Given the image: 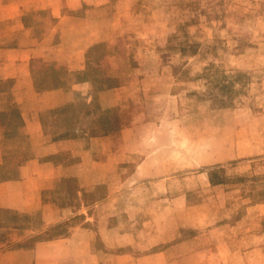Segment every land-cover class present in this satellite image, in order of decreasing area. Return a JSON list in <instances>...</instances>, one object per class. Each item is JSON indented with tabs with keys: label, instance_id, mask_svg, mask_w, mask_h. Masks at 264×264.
I'll list each match as a JSON object with an SVG mask.
<instances>
[{
	"label": "crops",
	"instance_id": "0c3cea01",
	"mask_svg": "<svg viewBox=\"0 0 264 264\" xmlns=\"http://www.w3.org/2000/svg\"><path fill=\"white\" fill-rule=\"evenodd\" d=\"M105 2L0 0V264H163L175 251L185 258L197 235L179 238L180 229L197 226L164 217L154 225V205L183 211L190 188L220 189L207 171L189 175L188 185L181 142L159 138L177 123L149 121L144 110L126 117L127 86L110 74L91 78L87 55L105 40ZM80 72L86 78L76 79ZM75 97L88 111L65 119L61 109ZM105 112L121 123L91 134L84 117Z\"/></svg>",
	"mask_w": 264,
	"mask_h": 264
},
{
	"label": "rangeland",
	"instance_id": "374dc122",
	"mask_svg": "<svg viewBox=\"0 0 264 264\" xmlns=\"http://www.w3.org/2000/svg\"><path fill=\"white\" fill-rule=\"evenodd\" d=\"M100 13L105 40L87 55L91 78L110 74L113 85L127 86L126 117L144 110L149 121L178 124L159 138L181 142L188 185L189 175L203 171L220 185L190 188L183 211L154 205V225L164 217L197 226L180 229L179 238L197 235L185 244V258L175 251L160 261L264 264V0H106ZM76 109L88 111L79 97L61 112L73 119ZM121 121L117 112L83 119L94 135ZM214 158L221 161L207 163Z\"/></svg>",
	"mask_w": 264,
	"mask_h": 264
},
{
	"label": "trees",
	"instance_id": "16d2710c",
	"mask_svg": "<svg viewBox=\"0 0 264 264\" xmlns=\"http://www.w3.org/2000/svg\"><path fill=\"white\" fill-rule=\"evenodd\" d=\"M80 78H86V75H85L84 72H80V73L77 74L76 79H80ZM213 177H214V175H212L211 173H209V178H210V181L211 182H215L213 180L214 179Z\"/></svg>",
	"mask_w": 264,
	"mask_h": 264
}]
</instances>
